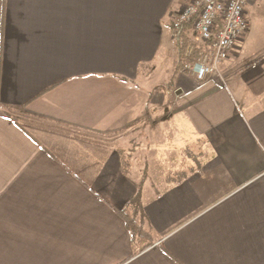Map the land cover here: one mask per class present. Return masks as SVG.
<instances>
[{"label":"crops","instance_id":"crops-1","mask_svg":"<svg viewBox=\"0 0 264 264\" xmlns=\"http://www.w3.org/2000/svg\"><path fill=\"white\" fill-rule=\"evenodd\" d=\"M189 1L0 0V264H264V104L228 83L251 26L199 81L170 27Z\"/></svg>","mask_w":264,"mask_h":264},{"label":"built area","instance_id":"built-area-1","mask_svg":"<svg viewBox=\"0 0 264 264\" xmlns=\"http://www.w3.org/2000/svg\"><path fill=\"white\" fill-rule=\"evenodd\" d=\"M248 0H191L173 18V37L190 24L202 49L196 59L186 61L183 71L205 81L227 59L237 41L247 31ZM190 53V52H188Z\"/></svg>","mask_w":264,"mask_h":264},{"label":"rangeland","instance_id":"rangeland-1","mask_svg":"<svg viewBox=\"0 0 264 264\" xmlns=\"http://www.w3.org/2000/svg\"><path fill=\"white\" fill-rule=\"evenodd\" d=\"M246 15L251 34L245 46L239 48L231 60L233 72L228 78V83L233 90L238 91L236 94L240 104L244 105L245 113H249L251 108L264 104V92L258 94L254 90L262 81L264 83V74H258L260 70H264V0H251L246 6ZM151 72V79L158 77L159 70ZM163 78L162 76L160 80L163 81ZM259 99L262 101H258ZM176 147L174 146V152L177 151ZM146 184L152 187V191H157L164 185L163 182H153L152 179H148Z\"/></svg>","mask_w":264,"mask_h":264},{"label":"trees","instance_id":"trees-1","mask_svg":"<svg viewBox=\"0 0 264 264\" xmlns=\"http://www.w3.org/2000/svg\"><path fill=\"white\" fill-rule=\"evenodd\" d=\"M170 27L172 28V23L170 24ZM190 30H192V26L190 24L184 25L178 30V33L174 37L176 49V70L178 72L181 70L183 71L186 61L196 59L203 47L198 45L191 38V36H189ZM3 110L9 116H12L6 108H3ZM139 200L140 199H135L130 206L121 211L126 225L134 238L135 253L141 252L150 247L155 238L158 237L150 224H148L146 215L140 210L141 204Z\"/></svg>","mask_w":264,"mask_h":264}]
</instances>
